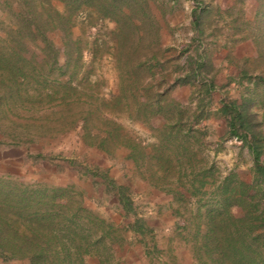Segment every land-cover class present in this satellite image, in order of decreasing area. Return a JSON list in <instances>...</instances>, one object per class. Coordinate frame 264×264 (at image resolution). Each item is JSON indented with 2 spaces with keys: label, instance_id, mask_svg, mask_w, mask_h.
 <instances>
[{
  "label": "trees",
  "instance_id": "trees-1",
  "mask_svg": "<svg viewBox=\"0 0 264 264\" xmlns=\"http://www.w3.org/2000/svg\"><path fill=\"white\" fill-rule=\"evenodd\" d=\"M55 1L63 5L62 12ZM179 1L5 0L0 17V24L7 25L0 35V122L10 125L14 144L79 126L86 145L107 155L126 150L140 178L177 202L174 232L182 236L192 230L194 264H264V131L253 109L264 111V68L254 74L243 68L238 78L247 85L240 102L222 99L215 111L209 110L217 87L202 49L203 0H189L195 5L190 23L194 34L178 52L184 64L177 63L169 74L163 71L161 55L175 47L163 49L162 32ZM82 13L115 24L118 83L108 98L98 95L91 70L78 78L82 49L72 28ZM54 31L62 34L60 44L50 39ZM260 58L264 52L257 46L252 60ZM188 85L194 87L188 105L197 100L193 108L171 96ZM210 117L222 119L227 136L247 146L250 181L235 173L215 176V165L201 157L206 145L197 125ZM126 121L142 125L148 135L133 133ZM112 188L125 212L134 213L125 190ZM128 232L144 236L149 229L141 218L115 225L86 207L69 186L0 177L2 264L23 259L29 264H90L88 259L127 264L121 252ZM156 252L154 248L146 255Z\"/></svg>",
  "mask_w": 264,
  "mask_h": 264
},
{
  "label": "rangeland",
  "instance_id": "rangeland-1",
  "mask_svg": "<svg viewBox=\"0 0 264 264\" xmlns=\"http://www.w3.org/2000/svg\"><path fill=\"white\" fill-rule=\"evenodd\" d=\"M242 2H244V0H203L202 6L206 7L207 12L202 19V49L206 54V61L208 62V75L210 77L214 76V79L216 77L220 78L219 84L216 85L217 90L212 94L211 105L208 106L211 111H215L219 107V102L222 99L230 101L237 100L240 102V96L244 93V87L247 85L246 80L240 82L238 78L243 68H247L248 72L253 74L261 68H264L263 58H260L256 62L252 60L256 55L257 46L261 49L262 53L264 52V25H261V28L258 26L259 22L264 19V8H261L260 0H254V5L251 6L252 8L249 7V11L252 15V19H249L247 18L248 15L245 14L242 9ZM53 4L60 12L63 11L64 8L61 2L55 1ZM4 6L5 0H0V17H2ZM194 6V3L189 0H181L167 16L166 22L169 28H164L162 32V45L164 50L172 46L175 47V50L166 51L161 55L163 71H165L166 74L174 70L177 63H181V65L184 64L185 57H179L178 52L186 47L194 34L190 25L191 10ZM234 19L236 20L235 23L233 22ZM6 27V24H0V35H3V28ZM74 28L76 29L75 32L72 31L73 38L78 39V46L82 49L81 70L78 74V78H82L85 70H91L89 75L91 83L96 81L99 83L96 90L98 95L108 98L112 93L117 91L118 83V73L114 58L116 52V41L114 36L115 24L109 19L97 20L93 14L88 16L86 13H82L78 14L72 30ZM49 36L54 42L61 43L62 34L60 32H50ZM244 39H250L254 44V55L248 58V61H245L246 59L240 60L234 58V45ZM202 49L200 48V50ZM190 51L192 52V49ZM181 88L182 90L179 92ZM193 90L194 87L189 85L179 87L171 93V96L175 97L183 106L193 108L197 101L195 98L192 99L193 101L188 105ZM253 109L259 113V120L261 121L260 128L264 131V111L259 107H254ZM126 122L128 129H131L133 133L141 135L142 137L148 135V132L142 128V125ZM0 124V128L2 127V132H0V156L4 153L3 151L5 149L7 150V153H5L6 155L17 154V152L10 149L14 146H30L32 151L34 148L39 150L40 147L43 151H45L47 147L50 149V155L48 154L45 158L37 157L36 154V157H34V154H31V161L35 164L33 170L29 171L26 168L20 167L18 169H12V174L0 173V177L17 179L20 182L40 184L28 180L29 175L36 177L37 180L40 175H48L49 177L53 175L52 169H48L50 172L47 173L40 172L39 164H41L40 161H48L51 159L50 157H53L52 155L56 150V146L63 147L61 154L65 156L64 153L68 154L71 150H73V152L78 151V147L76 146L77 143L81 142L86 145L81 137L82 130L79 126L69 132L54 134L52 137L39 138L35 142L28 144H14V140L8 135V133H11V128H9L10 125H8L6 121L0 122ZM197 127L203 133L201 138L206 145L201 157L204 158V161L208 162V164L213 163L215 165V176L224 177L229 173H235L240 179L250 181L252 157L246 145L239 140L227 136L228 129L225 122L222 119L210 117L207 120L201 121ZM151 141H153V139H151ZM86 146L90 147L88 145ZM80 150L82 151V149ZM85 155L87 156L88 152ZM112 155L113 154L110 156ZM59 162L60 168L58 170L64 173L65 170H68L67 162L65 159H61ZM0 168L5 169L6 165L2 166L0 163ZM144 171V168L140 170V172ZM128 172L147 186L155 188L140 178L139 172L134 165H131ZM145 176L148 177V173H145ZM175 179L176 175L169 177L168 181H174ZM41 184L48 185L44 183ZM68 186L71 187L74 192L77 193L78 198L82 200V194L78 188L72 187L70 184ZM162 192L165 193V191ZM111 194L112 192H110L109 188L105 189V197L113 196ZM173 201L174 207L176 208L177 202L174 198ZM174 210L175 209H173V211ZM173 215L175 216L174 213ZM104 218L109 219L107 217ZM175 218L177 221L178 217L175 216ZM188 232L189 230L182 235L185 236L187 240L182 238V236H177L175 232L169 238L166 235L154 240L158 242V245L165 252V254L161 256L162 260L169 258V264L188 263L189 257H192L190 249L192 235L190 233H193L192 230H190V233ZM129 239L130 237L128 233H126L127 242ZM155 256H158V254ZM134 262L135 261L132 263ZM193 262L195 261L193 260ZM0 264H2L1 260ZM7 264H29V262L26 259L11 260Z\"/></svg>",
  "mask_w": 264,
  "mask_h": 264
},
{
  "label": "crops",
  "instance_id": "crops-1",
  "mask_svg": "<svg viewBox=\"0 0 264 264\" xmlns=\"http://www.w3.org/2000/svg\"><path fill=\"white\" fill-rule=\"evenodd\" d=\"M252 5H254V0L242 2V9L249 19H252L249 11V7ZM75 29L72 31L75 32ZM253 55L254 44L252 40L244 39L234 45V58L243 60L251 58ZM219 80V77L214 79L215 85L219 84ZM181 90L182 88L179 89V92ZM76 146L78 147L77 152L71 150L68 154L64 153L65 156L61 154L63 147L56 146L50 160L40 161V172L47 173L50 172L48 169L53 170L51 178L48 175H40L37 180L36 177L29 175L28 180L56 187H67L70 184L72 187L78 188L82 194L84 205L103 217L109 218L108 220L115 225L125 226L132 223L135 218H141L149 229V233L144 236H134L133 233L128 232L130 239L128 242L126 240V246L121 252L124 260L127 264H169V258L162 260L161 256L165 252L154 240L166 235L169 238L174 233L176 218L173 215L175 207L172 196L156 188H151L133 177L128 172L133 164L127 159L126 150L120 148L110 156L96 147H87L81 142L77 143ZM10 149L17 154L6 155L7 150L3 151L4 153L0 156V163L2 166L6 165V168H0V173L12 174V169L20 167L29 171L33 170L35 164L31 161L32 153L34 157L37 155L40 158H45L51 153L49 147L45 151L41 147L39 150L34 148L32 151L30 146H14ZM87 152L88 155L86 156ZM61 159H65L68 166V170H65L64 173L58 170ZM112 186L121 187L125 190L132 202L134 213L125 212L122 204L114 196L115 192ZM108 188L112 192L111 195L113 196L111 197L104 196L105 189ZM154 248L157 250L158 256H147L146 252L152 251ZM133 261L135 262L132 263ZM88 262L94 264L95 260L88 259ZM186 264H194L191 256Z\"/></svg>",
  "mask_w": 264,
  "mask_h": 264
}]
</instances>
